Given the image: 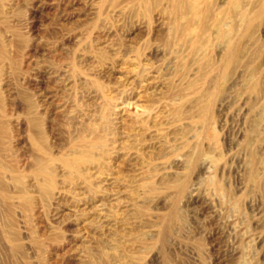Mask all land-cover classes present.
I'll list each match as a JSON object with an SVG mask.
<instances>
[{"label":"rangeland","instance_id":"obj_1","mask_svg":"<svg viewBox=\"0 0 264 264\" xmlns=\"http://www.w3.org/2000/svg\"><path fill=\"white\" fill-rule=\"evenodd\" d=\"M0 264H264V0H0Z\"/></svg>","mask_w":264,"mask_h":264}]
</instances>
